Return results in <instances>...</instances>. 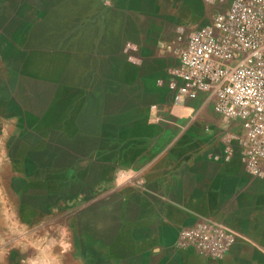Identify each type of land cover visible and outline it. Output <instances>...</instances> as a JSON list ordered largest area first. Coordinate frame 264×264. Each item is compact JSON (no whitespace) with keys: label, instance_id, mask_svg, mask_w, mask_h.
<instances>
[{"label":"rangeland","instance_id":"rangeland-1","mask_svg":"<svg viewBox=\"0 0 264 264\" xmlns=\"http://www.w3.org/2000/svg\"><path fill=\"white\" fill-rule=\"evenodd\" d=\"M229 2L0 0V215L12 214L21 199L28 205L41 199L21 197L14 172L24 152L21 127L29 123L36 124L28 134L38 163L51 155L55 165L69 162L68 177L48 178L52 227L55 234L64 229V244L85 261L101 248L126 252V228L116 224L120 198L109 194L112 161L140 164L141 155L161 152L226 160L236 146L242 168L240 122L222 118L204 94L174 105L167 87L177 26L203 25ZM95 191L102 197V241L93 239ZM201 216L214 218L198 213L194 221ZM170 245L178 256L172 264H212L182 251L176 239Z\"/></svg>","mask_w":264,"mask_h":264},{"label":"crops","instance_id":"crops-1","mask_svg":"<svg viewBox=\"0 0 264 264\" xmlns=\"http://www.w3.org/2000/svg\"><path fill=\"white\" fill-rule=\"evenodd\" d=\"M35 125L21 127L24 131L19 142L24 152L15 157L14 172L20 180L21 197L30 193L41 199L34 200L33 205L21 199L12 214L5 211L6 215H0V264H172L178 256L170 244L176 239L178 227L191 224L198 213L212 215L237 233L222 259L209 260L196 254L203 263L264 264V179L246 172L242 163V168L236 167V146L226 160L203 153L161 152L147 158L141 155L140 164L112 161L115 181L109 194L117 193L120 198L116 224L126 228V252L115 255L109 249L103 254L101 248L93 260L76 256L68 248L64 229L54 233V191L47 186L48 178L68 177L69 162L62 158L55 165L51 155V160L38 163L28 134ZM97 161L101 164L100 159ZM39 183L42 189L35 190ZM97 194L95 191L92 197L98 207L97 217L93 218V239L102 241V197ZM130 206L133 214L129 213ZM80 235L78 231L76 236Z\"/></svg>","mask_w":264,"mask_h":264},{"label":"built area","instance_id":"built-area-1","mask_svg":"<svg viewBox=\"0 0 264 264\" xmlns=\"http://www.w3.org/2000/svg\"><path fill=\"white\" fill-rule=\"evenodd\" d=\"M172 47L177 56L167 78L172 104L204 94L222 118L238 120L243 167L264 179V0H230L203 25L177 26ZM236 238L221 221L201 216L179 229L176 244L219 260Z\"/></svg>","mask_w":264,"mask_h":264}]
</instances>
